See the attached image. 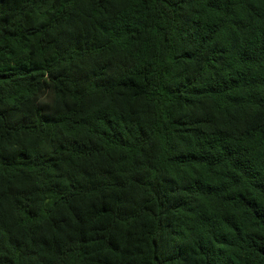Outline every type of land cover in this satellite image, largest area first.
Listing matches in <instances>:
<instances>
[{
	"label": "trees",
	"instance_id": "1",
	"mask_svg": "<svg viewBox=\"0 0 264 264\" xmlns=\"http://www.w3.org/2000/svg\"><path fill=\"white\" fill-rule=\"evenodd\" d=\"M0 264H264V0H0Z\"/></svg>",
	"mask_w": 264,
	"mask_h": 264
}]
</instances>
